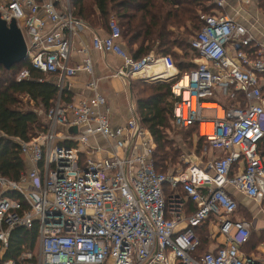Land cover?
<instances>
[{
  "label": "built area",
  "instance_id": "1",
  "mask_svg": "<svg viewBox=\"0 0 264 264\" xmlns=\"http://www.w3.org/2000/svg\"><path fill=\"white\" fill-rule=\"evenodd\" d=\"M72 1L0 0V18L16 22L31 67L57 76L60 90L46 132L29 142L15 140L26 165L20 181L0 176V261L15 229L37 227V262L34 252H26L18 263L2 264H263L243 252L251 225L235 217L239 204L228 188L264 204L258 149L264 138V39L225 14L230 0H211L214 13L202 17L204 25L190 41L199 63L188 73H180L171 56L134 60L116 18L109 20L107 36H94V50L124 62L117 77L170 85L173 124L196 127L204 139L185 172L166 175L155 168L158 144L136 112L125 126H112L97 80L88 84L91 98L62 100L70 79L79 72L93 75L87 49L81 50L82 64L71 65L74 38L87 29L75 18ZM235 1L247 6L253 0ZM30 78L29 69L17 75L18 82ZM211 103L215 108L204 106ZM207 123L212 137L201 134ZM206 223L215 247L197 258L198 231Z\"/></svg>",
  "mask_w": 264,
  "mask_h": 264
},
{
  "label": "trees",
  "instance_id": "2",
  "mask_svg": "<svg viewBox=\"0 0 264 264\" xmlns=\"http://www.w3.org/2000/svg\"><path fill=\"white\" fill-rule=\"evenodd\" d=\"M72 6L75 18L90 29L105 26L111 15H115L122 32L121 42L126 44L134 60L151 53L171 56L182 74L197 68L195 63L186 62L190 41L204 25L202 17L210 16L215 11L211 0H73ZM176 50L185 53L181 58L185 61L178 59ZM197 58V54H193L191 60ZM23 69H29L31 78L18 82L17 75ZM130 82L131 91L134 96L137 95L136 113L158 144L153 158L156 170L164 173L168 164L178 163L180 150L175 148V141L168 134L175 129L180 131L176 135H181L185 140L192 137V143H196L197 152L200 153L204 139L197 128L180 129L173 124L175 100L170 85L160 82L147 87L143 81ZM147 88L151 93L146 94ZM59 95L60 90L54 81L34 70L29 61L11 70L0 66V176L13 182L20 181L26 165L15 140L29 142L46 132L47 114ZM61 96L65 103L71 102L69 92L64 91ZM208 225L204 224L198 231L201 246L196 253L197 258L208 252L212 245ZM37 237V227L32 230L15 229L0 264L3 261L18 263L24 253H33L37 247ZM251 240L243 251L246 252Z\"/></svg>",
  "mask_w": 264,
  "mask_h": 264
},
{
  "label": "crops",
  "instance_id": "3",
  "mask_svg": "<svg viewBox=\"0 0 264 264\" xmlns=\"http://www.w3.org/2000/svg\"><path fill=\"white\" fill-rule=\"evenodd\" d=\"M225 14L232 18L238 19L241 23L248 26L253 34L260 40L264 39V0H253L250 5H240L235 0H230ZM109 23V22H108ZM109 33L108 24L100 25L96 29L87 27L79 36L74 38L73 51L71 55V65L75 66L82 64L84 54L81 50L87 49L88 56L91 58L93 64V75L85 72H79L74 78L67 82V89L72 96L71 101L80 103L82 100L91 98L92 94L88 91V84L93 80L98 81V93L107 101V106L110 115V121L113 127L125 126L127 122L133 117L134 112L137 111V102L134 93L130 88L129 79L117 77L115 73L124 67V62L117 56L104 54L96 51L92 47L94 36L105 37ZM123 47L127 50V46L122 42ZM128 51V50H127ZM190 53V52H189ZM156 71L162 70L157 66ZM52 80H56L57 76H49ZM136 81V80H134ZM259 153L264 161V138L259 144ZM219 155V154H217ZM214 155L213 156H217ZM230 195L238 202L239 208L235 217L240 220L245 219L244 215H254V219H259L257 227L259 230H264V204L260 205L252 199L238 193L233 188H228ZM194 207L188 206V212H193ZM251 227L253 223L248 222ZM219 241V240H218ZM214 248V244L211 246ZM210 247V248H211ZM248 256L247 251H243ZM264 264V259L260 260Z\"/></svg>",
  "mask_w": 264,
  "mask_h": 264
},
{
  "label": "rangeland",
  "instance_id": "4",
  "mask_svg": "<svg viewBox=\"0 0 264 264\" xmlns=\"http://www.w3.org/2000/svg\"><path fill=\"white\" fill-rule=\"evenodd\" d=\"M111 18H116L118 20V18L115 15H111ZM28 43H29V40H28ZM176 53L178 54V59L183 58L184 54H185L184 52H181L179 50H176ZM186 53H188V52H186ZM189 54H188L186 62H190L192 59L191 54L190 55ZM185 60L181 59V61H185ZM194 63L195 64L199 63L198 58L196 60H194ZM144 83L147 87L155 86V85H152L151 83H148V82H144ZM138 91L136 90V92H138ZM149 93H151V90L147 88L146 94H149ZM135 97H137V95H135ZM221 99H223V98H221ZM213 105H215V104H213ZM39 114H40V112H39ZM179 132L180 131L175 129L172 132L168 133L169 138L175 141V148L179 149L180 153H179L178 163L176 165H173L171 163L168 164L167 170L164 172L166 175H172V174L176 175V174L185 172V170L187 169L186 161L192 160L194 158L195 154L198 155V152L196 149V143H194V142L192 143L193 138L191 137V138L185 140L184 137H182L181 135H176V134H179ZM120 156H123L122 152L120 153ZM244 217L246 220H248V222L253 223V226L251 227V232H252L251 239L252 240H251L250 246L247 248L246 251L248 254H253L256 257V259H259V260L262 259L263 260L264 259V230L262 231V230H259L258 228H256L258 220L261 218H259V216H258L257 219H254V215L250 216L248 214L244 215ZM238 218H241V217L238 216ZM241 219H243V218H241ZM184 227L185 226H182L181 228H179V230H183ZM255 244H257V245L254 246ZM211 246L212 245H210V247ZM34 254L35 255H33L34 256L33 262H37L38 247H36Z\"/></svg>",
  "mask_w": 264,
  "mask_h": 264
},
{
  "label": "water",
  "instance_id": "5",
  "mask_svg": "<svg viewBox=\"0 0 264 264\" xmlns=\"http://www.w3.org/2000/svg\"><path fill=\"white\" fill-rule=\"evenodd\" d=\"M28 46L15 21L8 25L0 18V66L11 70L28 59ZM73 129L71 132H76Z\"/></svg>",
  "mask_w": 264,
  "mask_h": 264
},
{
  "label": "bare ground",
  "instance_id": "6",
  "mask_svg": "<svg viewBox=\"0 0 264 264\" xmlns=\"http://www.w3.org/2000/svg\"><path fill=\"white\" fill-rule=\"evenodd\" d=\"M207 108H215V105L213 104H205L204 105ZM201 134L202 135H209L210 137L213 136V125L211 123L203 124L201 127Z\"/></svg>",
  "mask_w": 264,
  "mask_h": 264
}]
</instances>
